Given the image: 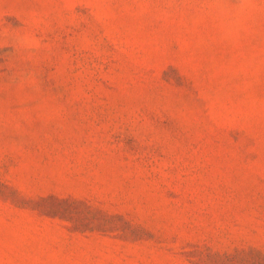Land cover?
<instances>
[{
  "label": "rangeland",
  "instance_id": "rangeland-1",
  "mask_svg": "<svg viewBox=\"0 0 264 264\" xmlns=\"http://www.w3.org/2000/svg\"><path fill=\"white\" fill-rule=\"evenodd\" d=\"M0 264H264V0H0Z\"/></svg>",
  "mask_w": 264,
  "mask_h": 264
}]
</instances>
